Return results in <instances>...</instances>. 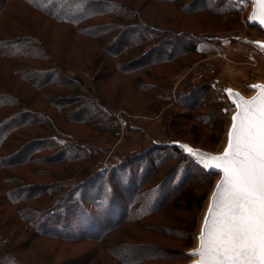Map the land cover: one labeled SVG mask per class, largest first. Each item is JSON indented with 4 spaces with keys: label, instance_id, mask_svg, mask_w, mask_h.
<instances>
[{
    "label": "trees",
    "instance_id": "obj_1",
    "mask_svg": "<svg viewBox=\"0 0 264 264\" xmlns=\"http://www.w3.org/2000/svg\"><path fill=\"white\" fill-rule=\"evenodd\" d=\"M13 1L15 0H0V15L8 10V18H10V7ZM16 1L21 2L24 8L30 12L29 20L38 31L43 29L44 23L47 25L53 23L64 27V31L66 30V33L73 36L74 43L75 39L76 41L82 39L83 44L87 42V46L92 47L88 49L91 57L86 58L82 64L80 59L76 58L79 62L78 66H72L69 63L68 69H66L63 65L53 63V65L45 64L46 67H43L34 65L32 61L42 62L43 60L45 62L42 58L43 50L52 43L47 38L44 39L45 31L42 33L43 40L40 41L24 34L17 37L15 33L8 34L7 32L9 39L0 35V59L2 60L0 63L3 62L5 65H0V264H37L38 257L36 258L37 262L31 256L36 240L52 242L50 245L91 243L93 250L87 249L80 252L79 258L74 261L76 264H89L95 255L104 254L109 256V264L111 261H114V264H171V261H175L171 257L174 254H182L189 258L190 255L184 251L192 247V232L189 233L191 245L187 243L181 245L182 248H171L161 245L160 242L174 241V237L167 235L157 227L156 230L154 227L149 228L151 222L156 221V216L171 204L175 205L176 201H182L189 205L194 200L193 186L190 183L192 177H186L188 170L184 168H192V165L190 166L186 162L187 158L190 159L188 155L181 154L179 147L173 142L166 144H153L152 142L143 149L129 150L132 152L126 155L111 153L109 156H107L108 151L102 148L91 152L86 148L87 143L84 142L83 144L79 143L77 149L79 155L72 157L73 154L69 153L72 151L71 145L67 142L73 140L74 137L62 132L55 125L57 121H59L58 124L73 122L84 125L90 122V117L96 118L95 112H98L112 123L106 121L110 125H106L104 122H100L98 125H103L108 129L106 134H109V130L112 128V134L107 135L103 143L117 140L119 133H115L116 124L121 123L123 117L117 120V110H113L111 113L105 110L103 104L111 105L110 103L98 97V99L86 100L84 106L87 109H76V104L83 97L82 94L91 95L95 92L97 81L101 83V88H104L105 84L107 88H111L112 85L109 81L113 78H120L119 75L124 77L131 91H137L152 99L153 104L148 108L150 112L157 113L168 105L172 107L178 105L187 112L183 115L185 124L193 119L198 123L210 120L214 114H219L220 120L223 122L222 118L226 116V112L222 100L213 95L214 92L210 88L212 82L208 81L207 84L197 87L184 85L182 91L174 95L176 98L174 101V97L172 98L164 88L170 84V79L157 73L153 75L151 72V67L157 68L167 64L173 66L176 59L186 54L199 56L200 51L194 41L196 34L189 36L186 41L184 39L171 44L166 40L167 35H163L166 30L153 27L141 12L142 9L149 6L151 1L173 4L182 11L184 8L195 10L198 7L196 3H186L187 0H141L140 5L122 7L120 3L117 6L119 1L112 0L106 3L111 9H105L103 6H96L97 1L91 0ZM193 1L198 2V0ZM222 1L231 3L228 0ZM90 6H93L94 9ZM203 7L205 6L203 5ZM206 9L211 11L208 6ZM234 9L236 10L234 13H241V10ZM148 12L145 11L147 15ZM109 17H112L114 22L102 21ZM8 18L6 22L2 18L0 20L8 23V29H10L12 27H10ZM2 28L0 24V30ZM161 35L163 36L161 37ZM169 35L177 38L179 33L172 32ZM170 44L169 51L166 47ZM140 49L141 53L144 52L145 55L135 58ZM80 51H82L81 48ZM122 55H127L124 62L120 60ZM22 60H27L28 63ZM183 67L185 65L179 62L174 72L177 73ZM75 68L76 70L90 71L94 82L93 87L85 86L83 80L78 76L67 73L62 75L63 77L61 76V73L63 74L61 70L72 71ZM142 72L143 77L147 80L140 79L138 76ZM8 74L20 84L16 86L7 84L4 78H7ZM26 89L32 90L31 94L36 108V110H32L35 113L20 108L17 105L18 100L15 101V104L11 98H8V95L15 96L12 92L19 94L25 92L23 90ZM158 103L160 104L157 105ZM38 106L40 108H37ZM13 107L18 108L19 112L18 110L12 111ZM206 107L212 108L210 115L201 118L197 115V109L201 110ZM44 109H48L50 113H44ZM63 110L69 112L65 118L67 122L59 118V114ZM196 115L197 117H195ZM40 119H46L51 128L50 133L48 132L49 135L42 142H46L49 147L41 145L38 140L39 144L36 143L29 136L30 133L25 130V128L37 126L39 123L42 124L43 122H39ZM197 128L199 129V126L192 129L197 130ZM91 129L98 131L97 128ZM54 146L59 150L51 154V164H58L65 159V161L71 159L80 162V157L88 161L92 153L97 154L98 157L91 169L82 168V164V173L68 175L60 182L62 185L59 183L28 185L23 182L29 178L26 174L30 173L31 166L38 164V154L40 152L44 154L46 150H50ZM151 150L154 152L152 155ZM164 150L170 151V154L182 155V158L178 163L172 164L162 172L163 163L168 160L165 156L160 158V154ZM99 151L106 152V154L101 156ZM66 155L68 156L66 157ZM105 160L106 163H110L109 166L103 168ZM191 161L198 167L197 171L204 172L205 175L215 173L213 170H206L195 160L191 159ZM108 172L111 173L109 175L110 182L107 184L109 194L102 195L105 189L99 191V186L95 193L93 186L98 182L97 178L108 176ZM116 172L121 176L120 180H123L121 186L125 190L123 194L126 196L124 195V197L114 193L110 184L119 183ZM56 176L50 174L51 178ZM145 186H148V189H144ZM86 202L88 207H86ZM100 202L105 204L108 210H103L105 207L98 208L96 204ZM85 208L98 212L95 214L97 217ZM101 209L102 211H100ZM112 212L116 214L114 217H112ZM154 224L159 227L176 228L170 224L167 226L165 223H157V221ZM127 227H130L131 230H128ZM20 235L25 236L26 241L20 243L19 246L23 245L24 250L30 248L26 252L19 251L18 247L14 246L12 242L10 243V239L15 240ZM123 237H126L127 243H122V240H119ZM152 250L156 253L162 252L160 254L162 257L152 256V254L147 256L146 251Z\"/></svg>",
    "mask_w": 264,
    "mask_h": 264
},
{
    "label": "rangeland",
    "instance_id": "obj_2",
    "mask_svg": "<svg viewBox=\"0 0 264 264\" xmlns=\"http://www.w3.org/2000/svg\"><path fill=\"white\" fill-rule=\"evenodd\" d=\"M91 1H97L96 6H103L105 9H111L110 6L106 5V3H109L112 0ZM117 1H119L117 2V6L120 3L122 7H131L134 4H136V6L141 4V0ZM188 2H192L193 4L196 3L198 7L195 10H187L184 8L183 12L180 8L178 9L177 6L173 4L163 3L161 1H151L149 6L142 9L141 12L147 17L149 20L148 22H150L153 27L166 30L163 35H167L166 40L170 41L171 44L184 39L186 41L189 36L196 34L194 41L197 43V47L200 51L199 56L196 54H186L183 57L176 59L173 64L174 67L169 64L164 66L160 65L157 68L151 67V72L153 75H156L155 73H157L162 77L165 76L164 78L166 79H170V84L164 88H166L167 91H165L169 93L172 98L174 97V101H176L174 95L180 93L184 85L197 87L201 84H207L208 81L212 82V86L210 88L214 92L213 95L214 97H219V99L222 100L223 108L226 112V116L222 118L223 122L220 120L221 116L219 114H214L210 120L200 121L198 123L197 120L195 121V119H193V121H188L187 124H185L183 115L187 112L178 105L174 107L168 105L157 113L150 112L148 108H150L149 106L153 104L152 99L137 91H131L130 86L124 80V77L119 75L120 78H113L109 81L112 85L111 88H107L106 84L104 88H101V83L97 81L95 92L91 95L88 93H84V95L82 94L83 97H81L76 104V109H87L84 106L86 100H92L94 98L98 99V97H101L103 100L110 103L112 106L103 104L105 110L108 113H111L113 110H117V120H120V118L123 117V121L116 124L115 133H119L117 140L109 141L110 143H103L105 142L107 135L110 136L112 134V128L109 130V134H106V130L108 129L103 125H98L100 122H104L106 125H110L112 123L109 120H106V118L101 116L98 112H95L97 115L96 118L90 117V122H87L84 125L73 122H61L58 124L59 121H57L55 125V127L62 132L70 134L74 137L72 138L73 140H69L67 142V144L71 145L70 147L72 151L69 153L73 154L72 157L79 155L77 150L79 143L83 144L84 142L87 143L86 148L90 149L91 152L97 148L107 150V156L111 153L126 155L132 152L129 150L143 149L152 142L153 144H166L173 142L179 147L181 154L188 155L190 159L187 158L186 162H188L190 166L192 165V168H184L185 170H188L186 177H192L190 183L193 186V193L195 195L194 200L189 205L182 201H176V203H174L175 205L171 204V206L161 211V213L156 216L157 223H165L167 226L170 224L179 229L168 227L172 229L170 230L166 227H159L154 224L156 222L155 220L151 222L152 224L149 227H154L155 230L157 227L167 235L174 237V241H167L168 245L166 242L164 243V241L160 242L161 245L171 248H182L181 245H185L187 243L191 245L189 233L192 232V247L184 251L190 255L189 258L184 257L182 254H174L171 255V257L175 261L172 262L170 260L171 264H193V262L197 260L198 257L196 256L193 258L191 253L198 247V236L201 234L200 231H202L203 222L206 217L205 214L209 197H211L213 189L221 176V174L216 171L215 173L218 174L211 173L210 175H205L204 172L197 171L198 167L191 161V159L195 160V158L189 155L185 148H190L193 151L201 150L214 155H222L228 142L229 122H231L233 115L232 112H236L238 109L234 94L240 95L244 99H250L253 95H255V93H257L258 87H264V31L250 18L253 9V1L228 0L229 3L231 2L230 4L222 0H198V2L187 0L186 3ZM203 5L205 7L202 8ZM207 6L208 8H211V11L206 9ZM10 8V18H8L7 10L0 15V19L2 18V20L6 22V19L8 18L10 20V27L12 28L8 29V23L0 20L1 27H3L0 30V35L9 39L8 34L15 33V36L17 37L24 34L40 41L43 40L42 33L45 31L46 34L44 39L46 40L47 38L50 42H52L46 49L44 48L43 50L45 54L43 53L44 57L42 56V58L45 62H43V60L42 62L39 61L40 63L32 61L34 65L46 67L45 64L53 65V63H56L60 66L63 65L64 68L68 69L69 63L72 66L79 65V62L76 60L77 57L80 59L81 64L86 58L91 57L88 49H91L92 46H87V42L83 44L82 39H78L77 41L75 39L74 43L72 39L73 36L70 33H66L67 31H64V27L53 23H50L51 25L44 23L42 27L43 29H39L38 31L36 26L29 20L28 14L30 12L24 8L21 2L16 0L13 1ZM90 8L94 9L93 6H90ZM234 8H237L239 11L241 10V13H234L236 12ZM146 10L149 11L148 15L145 13ZM102 21L111 23L114 22V19L109 17L106 19L104 18ZM7 32L8 34H6ZM116 32L119 33L117 30ZM116 32L114 31V33ZM172 32L174 34L179 33V36H176L177 38H173L172 35H169ZM163 35H161V37ZM171 44L166 47L169 51ZM79 47L82 51H80ZM201 53L203 55H200ZM144 55V52L141 53L140 49L135 58ZM126 56L127 55H122L120 60L122 62L126 61ZM248 56L254 57V64H250L246 61ZM0 61L2 60L0 59ZM22 61L28 63L27 60ZM144 61L147 60L144 59ZM179 62L183 63L185 67L175 73L174 69ZM1 64L5 66L3 62H1L0 65ZM200 67H205L202 68L205 71L198 69ZM61 72H63V74L61 73V76H64L66 73L78 76L81 80H83L85 86L93 87L94 82L92 80V74H90L89 70H76L75 68L72 71L61 70ZM95 73L97 72L95 71ZM199 74L202 75L201 78ZM138 76L140 79L147 80L143 77V72L139 73ZM4 81L13 86L20 84V82L15 80V78L9 74L7 78H4ZM26 90H23L25 92L19 94L12 92L15 96L8 95V98H11L14 102L18 100L17 105H19L20 108H24V110L27 111L31 110L35 113L33 111L36 110V108L34 98L31 94L32 90ZM207 96H209V94H207ZM159 104L160 103L157 105ZM37 108H40V106ZM48 109H50V107H48ZM48 109H44V113H50L48 112ZM17 110L18 108L16 107L12 108V111ZM211 110V107H206L201 110L197 109V115L204 118L210 115ZM68 114L69 112L63 110V112L59 114V118L66 121L65 118H67ZM197 115L195 117H197ZM41 119L39 122H43L42 124L39 123L37 126L25 128V130L30 133L29 136H31L36 143L39 141L41 145L49 147L46 142H42L49 135L48 132L50 133L51 128L48 126L46 119ZM106 121H109L110 124ZM198 126L199 129H192ZM91 128H97L98 131H94ZM58 150L59 149L54 146L50 150H46L44 154L40 152L38 154V164L31 166L30 173L26 174L29 178L23 180V182L28 185H46L53 183H59V185H62L60 182H62L68 175H77L82 173V164V168L88 167L87 170L91 169L92 164H95V159L98 157L97 154L94 155L92 153V155L90 154V160L88 161L80 157V162L73 161L71 159L65 161V159L61 160L58 164H51V154L53 152L56 153ZM99 152L101 156L106 154V152L104 153L103 151ZM152 152L153 151L151 150V155ZM170 153V151L168 152L167 150H164L160 154V158L162 156L168 158V160H165L163 163L162 172L172 164L178 163L179 159L182 158V155L179 156ZM67 156L68 155H66V157ZM109 163L110 162L106 163V160L103 161V168L109 166ZM200 165L202 166V164ZM205 169L211 170L208 168ZM50 174L57 176L55 178H51ZM110 174L111 173L108 172V176L97 178L98 182L94 183L93 186V188L95 187V193L97 192L96 190L99 186V191H103L105 189L102 195L109 194L107 184L110 182ZM116 176L119 183L116 185L112 183L110 184L113 187L114 193L120 196L123 195L124 197L125 194L123 193H125V190L121 186V181L123 180H120L121 176L118 172H116ZM177 176L179 178V173ZM193 181H195V183H192ZM176 182H174V184H176ZM144 189H148V186H145ZM87 202L85 203L86 207H88ZM96 205L98 208L105 207V204H102V202ZM85 209L97 217L95 214H98V212L92 211L88 208ZM103 210L106 211L108 209L105 207ZM100 211H102V209ZM115 215L116 214L112 212V217ZM127 229L131 230L130 227H127ZM136 232L137 231L135 230L134 233L136 234ZM169 232L171 233L169 234ZM125 239L126 237L121 239L119 238V240H122V243H127ZM25 241V236L21 235L16 237L15 240L10 239V243L12 242L13 245L18 247L17 249L21 252H26L30 249L27 248L24 250L25 248H23V245L19 246L20 243H24ZM34 243V252L31 256L35 261L38 262L39 260L37 264H76L74 261L79 258L80 252L87 249L93 250V245L91 243L76 245L56 243L50 245L52 242L37 240ZM150 254H152V256L162 257L160 256L162 252L156 253L153 250L148 252L146 251L147 256ZM37 257L38 260L36 259ZM109 262V256L104 254L101 256L95 255L89 264H109ZM111 264H114V261H111Z\"/></svg>",
    "mask_w": 264,
    "mask_h": 264
},
{
    "label": "snow or ice",
    "instance_id": "obj_3",
    "mask_svg": "<svg viewBox=\"0 0 264 264\" xmlns=\"http://www.w3.org/2000/svg\"><path fill=\"white\" fill-rule=\"evenodd\" d=\"M237 106L242 111L232 117L222 155L200 157L185 148L204 168L215 160L224 174L213 197L218 214L210 228L206 219L200 250L191 254L199 264H264V95Z\"/></svg>",
    "mask_w": 264,
    "mask_h": 264
},
{
    "label": "water",
    "instance_id": "obj_4",
    "mask_svg": "<svg viewBox=\"0 0 264 264\" xmlns=\"http://www.w3.org/2000/svg\"><path fill=\"white\" fill-rule=\"evenodd\" d=\"M252 1H253V9H252V13L250 15V18H251V20H253V22L258 24L259 27L264 31V23H262V21H264V3H260V2H258V0H252ZM259 89H264V87H258L257 88V93H255V95H253V97L250 98V99H244L240 95L234 94V98L236 100V103H237L238 100H240V101H251V100H253L254 98H256L258 96L264 95V93H261L259 91ZM238 111H242V109L238 108L237 111H236V114H237ZM194 152L198 153V155L200 157H205V156L217 157V156H220V155H214V154H211V153H208V152H205V151H201V150L194 151ZM207 164L210 166L208 169H211V170L216 171V172L221 174L220 179L218 180L216 186L213 189V193L211 195V205H210V208L208 210L207 216L205 218V221L207 219L208 227L210 228L212 226L213 219L218 214V209L215 207V203L216 202L214 201L213 197L216 195V193L218 191L217 186L224 179V174L220 170L222 166L221 165H217L215 160H209V161H207ZM210 209H211V215H209ZM204 228H205V222H204V224L202 226V229H204ZM200 236H201V234L198 236V241H199L198 247L191 254L197 253L200 250V240H199ZM199 261H200V258L198 257L197 260L193 262V264H199Z\"/></svg>",
    "mask_w": 264,
    "mask_h": 264
},
{
    "label": "bare ground",
    "instance_id": "obj_5",
    "mask_svg": "<svg viewBox=\"0 0 264 264\" xmlns=\"http://www.w3.org/2000/svg\"><path fill=\"white\" fill-rule=\"evenodd\" d=\"M253 21V20H252ZM230 112H232V111H230ZM233 113V115H232V117L236 114V112H232ZM231 123H232V118H231V122H229V125H231ZM229 128H230V126H229ZM225 142H226V140H225ZM224 142V143H225ZM226 146H227V144H226ZM210 205H211V197H209V201H208V206H207V210H206V216H207V213H208V210H209V208H210ZM206 218V217H205ZM204 222H205V219H204ZM203 222V223H204ZM200 233H201V231H200Z\"/></svg>",
    "mask_w": 264,
    "mask_h": 264
},
{
    "label": "built area",
    "instance_id": "obj_6",
    "mask_svg": "<svg viewBox=\"0 0 264 264\" xmlns=\"http://www.w3.org/2000/svg\"><path fill=\"white\" fill-rule=\"evenodd\" d=\"M246 61H247L248 63H250V64H254V63H255V59H254V57H252V56H248V57L246 58ZM202 68H205V67H200V68H198V69H201V70L205 71V70L202 69ZM199 76H200V78L202 77V75H200V74H199Z\"/></svg>",
    "mask_w": 264,
    "mask_h": 264
}]
</instances>
